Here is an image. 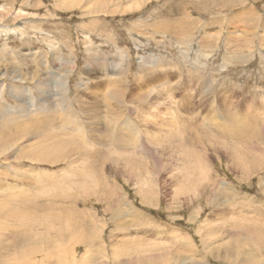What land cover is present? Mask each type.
<instances>
[{"label":"rangeland","instance_id":"obj_1","mask_svg":"<svg viewBox=\"0 0 264 264\" xmlns=\"http://www.w3.org/2000/svg\"><path fill=\"white\" fill-rule=\"evenodd\" d=\"M102 1L0 0V143L37 137L0 150V264L32 248L45 264H264V0ZM69 69V101L92 103L85 123L101 91L119 114L90 141L59 127L74 108L51 111L83 147L53 138L51 164L53 128L37 136L28 114ZM108 79L125 83L122 104L103 98ZM235 117L243 132L220 128Z\"/></svg>","mask_w":264,"mask_h":264},{"label":"bare ground","instance_id":"obj_2","mask_svg":"<svg viewBox=\"0 0 264 264\" xmlns=\"http://www.w3.org/2000/svg\"><path fill=\"white\" fill-rule=\"evenodd\" d=\"M80 1H82V0H80ZM104 1V0H103ZM102 1V2H103ZM1 7V6H0ZM116 9V8H115ZM186 17V16H185ZM191 17V16H190ZM189 19V18H188ZM200 21V20H199ZM194 22V21H193ZM3 29V28H2ZM30 61V60H29ZM72 66L73 65H75L73 62H74V60L72 59ZM113 64V66L111 67L112 68V70L114 71V66L116 65V63L114 64V63H112ZM87 68H90V66H86ZM69 71H70V69L68 70V73L66 74V75H62V74H59L60 76H57V74L54 76H52L53 77V80L55 79V77H58L56 80H54V81H56V87L54 88L55 89V92H53L52 93V96H54V97H56V99H55V101H48V102H44V100H43V97H46V95H44V94H47L48 92L46 91V92H43L42 90V88H41V90H39L38 89V91H39V94H40V96L42 97V99H41V104H42V106L41 107H37L36 105H34V104H31V109H30V111H29V116H30V121L29 122H31V123H33V124H37L36 125V127L38 126V124L39 125H41L42 127L40 128V130H35V132H38L37 133V136H39V134H43L44 136L47 134V132H49V131H51L52 130V128H53V131H51V141H50V144H51V146H53V150H54V152H52V154H53V156L54 157H52V158H50V157H48V156H44L43 155V157L44 158H46V160H47V162L48 163H51V164H54V163H57V162H59L60 161V159H62L63 158V155L62 154H59V152H58V150H57V148H56V144H58L59 142H54V139L53 138H58V139H60V140H65L66 142H64V149H66V147L67 146H71L72 145V147H70V149H71V152H74V151H76V153H77V151L78 150H80V149H82L83 147H81V146H79V145H76V144H74L73 143V141H72V139L68 136V135H66V133L68 132L67 130H62V129H58L56 126L55 127H51L50 126V122L52 121L51 120V118L53 119V117H51L50 115H51V111H53V112H55V113H58V114H60L62 111L63 112H65L66 113V115H69V114H72L71 112H70V108L72 107V108H74L75 109V114H76V116H77V118H76V121H75V123H76V125L75 126H73V127H70V126H68L67 125V122H66V120L64 119V120H62V123L59 125V127H62V128H66V129H68V130H70V132H74V131H78L79 132V135L82 137V135H83V132L85 133V131L84 130H86V129H88L89 130V134L88 135H86L87 137L85 138L86 140H90V141H92V138H93V134H94V130H95V132H111L112 131V129H113V127H112V124H117V122H113V120L111 121L110 119L113 117L112 115L114 114V113H116V114H119V111H118V109L117 110H115L114 112H109L108 110H109V107H108V105L107 104H105L103 101H102V94H103V92L104 91H101V95H99L100 96V99H99V97H95V98H91L93 101V103L94 104H96L95 105V107H97V109L95 110V113H98V115L99 116H101V118H102V110L101 109H99V104H102L101 106L104 108V109H106V114H105V116H104V119H105V123L102 121V122H100V121H98L97 119H96V116H98V115H96L95 113L93 114V119H92V121L91 122H87V123H85L84 121H83V119H81L79 116H81L82 118H84V114H86V112H87V116L88 117H90V110H92V106H91V104H90V106L87 104V101H85L84 103H86V105H87V107L89 108L88 110L87 109H83V106L82 105H80L78 102H79V99H80V97H81V95L79 94V93H77V95H76V97H75V99H73V100H71V101H69V94H70V92L72 91V90H70V86H69V80H68V78H69V76H70V74H69ZM72 71V70H71ZM84 71H85V69H84ZM65 73H66V71H65ZM142 74H143V76H142V74H141V77H139V78H142L143 77V79L145 80V81H152L153 79H155V74H154V72L153 71H150V70H145V71H143V72H141ZM81 75V74H80ZM139 78H137V80L139 79ZM142 80V79H141ZM82 81H83V78L81 77V76H79L78 77V82L80 83V84H82L83 86L85 85V83H82ZM104 82V81H103ZM40 83V82H39ZM144 83V82H143ZM2 84V83H1ZM0 84V85H1ZM80 84H78L79 86H80ZM58 85V86H57ZM139 85V84H138ZM47 86V85H46ZM104 86H109L110 88H111V91H110V93L109 94H107V95H104L103 96V98L106 100L107 98L106 97H109V98H111V99H114L118 104H122L123 102L121 101L122 100V97H123V95L125 94V83L123 82V81H118V80H111V79H108L107 81H105V83H104ZM16 87V86H15ZM86 87H84V89H85ZM105 88V87H104ZM1 89V88H0ZM53 90V89H52ZM12 91L14 92V93H16V92H18V93H21V95L24 97V95H27L28 97H31L32 96V93L33 92H31V90L30 89H26V88H12ZM129 91V90H128ZM26 93V94H25ZM94 94H96V93H94ZM93 94V95H94ZM12 95H13V93H12ZM97 95H98V93H97ZM19 96V95H18ZM22 98V97H21ZM89 102V101H88ZM58 103H60V104H58ZM59 105V110H57V112L55 111V109H54V106H55V108H56V106H58ZM51 106V107H50ZM78 107L81 109V111L78 109ZM101 108V107H100ZM258 108V107H257ZM57 109V108H56ZM95 109V108H94ZM5 110H6V113H8V114H11V113H13L14 112V110H15V107H13V106H11V105H7L6 107H5ZM77 110H79L80 112H81V114H80V112H78ZM259 110V109H258ZM9 111V112H8ZM251 111V110H250ZM39 112H41L42 113V115L43 116H41V119L39 120L40 122H38V120H36L35 118H36V115L37 114H41V113H39ZM94 112V111H93ZM254 112V111H253ZM36 114V115H35ZM84 115V116H83ZM115 115V114H114ZM252 115V114H251ZM9 116V115H8ZM28 116V117H29ZM39 116V115H38ZM116 116V115H115ZM118 116V115H117ZM215 116V115H214ZM258 116V115H257ZM40 117V116H39ZM86 117V116H85ZM122 117V116H121ZM66 119H67V117H65ZM79 118V119H78ZM100 118V119H101ZM231 118V117H230ZM56 119H58L57 117H56ZM125 119V118H124ZM246 119V118H245ZM248 119H249V116H248ZM102 120V119H101ZM231 120V119H230ZM244 121V119H242V118H240V119H236V117L233 119V121H231V123H230V125L227 123V121L225 120V119H223L222 120V124H221V126H220V128L224 131V130H227V128L231 131V132H243V130L244 129H242L244 126H243V124L244 125H246L243 121ZM13 121V120H12ZM115 121V120H114ZM216 121V120H215ZM111 122H112V124H111ZM26 123V122H25ZM32 124V125H33ZM121 126H124V125H128L127 123H126V121H125V123H123V122H120L119 123ZM29 125H30V123H29ZM24 126V125H23ZM100 126V127H99ZM247 126V125H246ZM245 126V127H246ZM33 127V126H32ZM35 127V128H36ZM30 128V127H29ZM34 128V127H33ZM37 128H39V127H37ZM36 128V129H37ZM186 128V127H185ZM187 129V128H186ZM246 129V128H245ZM26 130V129H25ZM114 130H116V129H114ZM262 130V129H261ZM2 131H0V133H1ZM19 132H21V131H19ZM26 133V131L25 132H23V133H21L18 137L16 136V135H13V138L11 139V140H9V135L8 136H6V138L10 141V142H7L8 144H1L0 143V150H3V149H5V148H7L9 145H11V144H15V143H17V141L19 140V139H22V138H24V137H31V138H34V139H37V137H35L36 136V133H35V135L33 134H31V135H28L27 136V134H25ZM113 133V132H112ZM15 134H19V133H15ZM99 134V133H98ZM49 135V134H48ZM248 135V134H247ZM255 135V134H254ZM79 136V139L81 138ZM96 136V135H95ZM97 136H99V135H97ZM41 137V136H40ZM113 137V136H112ZM47 138V137H46ZM244 138V137H243ZM34 139H32V140H34ZM49 139H50V137H49ZM96 139H97V137H96ZM113 139V138H112ZM241 139V138H240ZM257 140V139H256ZM35 141V140H34ZM33 141V142H34ZM263 141V140H262ZM37 144H35V147H38L40 144H39V140H37ZM44 141H42V143H43ZM49 142V141H48ZM36 143V142H35ZM56 143V144H55ZM61 143V142H60ZM260 142H258V144H259ZM30 144V143H29ZM48 144V143H47ZM254 145H255V142L253 143ZM44 145V144H43ZM41 146H42V144H41ZM31 147V146H30ZM62 147V146H61ZM60 147V148H61ZM251 150H253V151H256V152H264V150H260V149H258L259 148V145H257V147L258 148H256V147H254V146H252L251 145ZM42 148V147H41ZM46 148V147H45ZM186 148V147H185ZM250 148V147H249ZM262 148V147H261ZM263 148H264V146H263ZM38 149V148H37ZM40 149V148H39ZM48 149V148H47ZM63 149V148H62ZM50 151V150H49ZM63 151V150H62ZM65 152V151H64ZM61 153V152H60ZM66 154H67V152H66ZM78 154V153H77ZM92 154V153H91ZM190 154H192L193 155V153H190ZM187 155V154H186ZM30 156H32V155H30ZM92 156V155H91ZM93 156H94V154H93ZM92 156V157H93ZM189 156V155H188ZM34 157H37V156H34ZM65 159V158H64ZM92 159V158H91ZM63 160V159H62ZM93 163V162H92ZM91 165V164H90ZM30 166V165H29ZM80 168V167H79ZM89 168V167H88ZM87 168V169H88ZM90 168H91V166H90ZM44 171V170H43ZM202 172H204V170H202ZM84 175H86V174H84ZM47 176V175H46ZM56 176V175H55ZM200 176H202L201 174H200ZM51 177V176H50ZM57 177V176H56ZM55 178V177H54ZM72 178V177H71ZM74 178V177H73ZM1 180V179H0ZM44 180V179H43ZM69 180V179H68ZM72 180V179H71ZM78 181V180H77ZM44 182V181H43ZM71 183V182H70ZM226 182H224V181H222V184H225ZM220 185V184H219ZM7 187V186H6ZM63 187V186H62ZM4 188V187H3ZM14 188V187H13ZM223 188V187H222ZM9 189H11L12 190V188L9 186V188H7V190H9ZM57 190H59L58 188H56ZM55 189V190H56ZM62 189V188H61ZM61 189L59 190L60 192H61ZM220 189V188H219ZM16 190V189H15ZM56 190V191H57ZM217 190V189H216ZM225 190V189H224ZM41 191V190H40ZM39 191V192H40ZM63 191V190H62ZM190 191V190H189ZM53 193H54V190L52 191ZM64 192H66V191H63V192H61V194L63 195V193ZM191 192H192V190H191ZM217 192H219V191H217ZM29 193V192H28ZM193 193V192H192ZM55 196H57L59 193H57V192H55ZM67 194V193H66ZM33 195H35V194H33ZM32 195V196H33ZM37 195V194H36ZM220 195V194H219ZM9 197H11L12 195H8ZM38 196V195H37ZM186 196V195H185ZM4 197H6V196H4ZM34 197V196H33ZM234 197V196H233ZM7 198V197H6ZM12 200V199H11ZM217 203V202H216ZM22 211H25L24 209L22 210ZM0 233H2L1 231H0ZM0 235H3V233L2 234H0ZM34 248H32V249H30V255H28V256H23V259H22V261H21V263L22 264H45V262L44 261H38V256H34V250H33ZM54 251L56 250V247L54 246ZM37 251H35V253H36ZM57 252V253H56ZM50 254V252H47L46 253V258H48L47 257V255H49ZM54 254H58V260L60 259V258H62V259H64L62 256H63V254H64V252H62L61 250H56L55 252H54ZM36 255V254H35ZM33 257H35V258H33ZM50 258H53V255H50ZM32 260H36V262L37 263H35L34 261H32ZM32 261V262H31ZM195 261V260H194ZM58 263V262H57ZM66 263V262H65ZM202 264H204V263H202Z\"/></svg>","mask_w":264,"mask_h":264}]
</instances>
